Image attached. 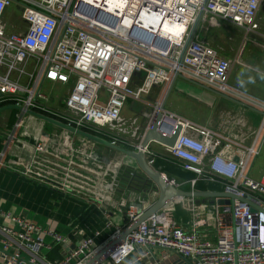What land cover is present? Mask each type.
I'll return each mask as SVG.
<instances>
[{
  "label": "built area",
  "instance_id": "obj_1",
  "mask_svg": "<svg viewBox=\"0 0 264 264\" xmlns=\"http://www.w3.org/2000/svg\"><path fill=\"white\" fill-rule=\"evenodd\" d=\"M263 1L0 0V92L18 105L16 115L20 118L4 133L0 168L22 164L25 171L34 167L44 172L50 134H38L24 163L7 152L10 142L20 140L15 126L23 123L22 116L30 114L29 109L46 110L75 128L89 131L116 120L125 102H140L147 107L145 128L156 118L155 128L164 134L171 135L179 126L174 143L164 146L181 160L183 168L194 173L192 183L197 178L217 181L236 196H224L229 202L217 203L213 238L202 230L205 217H193L190 227L183 228L167 210L157 209L109 253L113 264H134L154 247L174 251L195 264H264V173L259 177L250 174L264 139V97L229 81L234 58L220 54L196 33L200 24L223 19L246 32L255 31ZM11 4L20 12L17 30L7 29L3 20ZM178 75L258 110L260 121L251 139L246 141L168 108L164 101L167 90ZM45 79L69 85L62 99L66 112L53 111L38 102V97H45L40 91ZM155 88L156 94H152ZM63 130L66 140L71 134L87 139ZM68 141L70 150L77 151ZM111 141L116 142V138ZM129 146L152 153L149 144L140 147L137 141ZM221 146L231 147L237 159L223 155ZM81 153L79 163L69 159L62 168L61 182L66 188L78 186L80 190L82 183L87 185L76 174L80 171L74 173L73 169H84V162L91 157L88 150ZM168 179L177 186L175 178ZM136 205L124 208L129 222L139 213ZM0 214L9 217L1 209ZM11 217L12 223L0 224V264H79L123 228L116 226L100 242L95 240L100 234L97 229L51 261L41 256V251L51 248L47 238L64 242L65 234L21 216Z\"/></svg>",
  "mask_w": 264,
  "mask_h": 264
},
{
  "label": "crops",
  "instance_id": "obj_2",
  "mask_svg": "<svg viewBox=\"0 0 264 264\" xmlns=\"http://www.w3.org/2000/svg\"><path fill=\"white\" fill-rule=\"evenodd\" d=\"M6 9H8V7ZM259 58V68L264 70V57L260 55ZM188 80L189 79L183 76H176L172 81L170 89L167 91L164 100L165 103L169 100V95L172 93L171 90L174 88L175 84L177 83L175 92L177 91L178 94H182L183 89L180 85ZM191 82L196 84L194 81ZM68 87L69 85L67 84V88ZM201 87H205L209 89V91L211 90L215 96H213V98H207V96L203 98L204 92L195 95L193 91H187L186 95L199 103L211 107L210 109L214 113L219 111L221 114H227V112H229V110L225 109L224 106L217 102L222 97L228 99L232 98L216 92L209 87L203 85H201ZM175 92H173V94ZM9 99L8 95L6 96L4 93L0 92V102ZM8 104L13 103L6 102L3 105ZM17 111L18 107L16 106L1 109L0 122L6 126L7 121H10L11 118L17 114ZM184 114L192 119L200 121V123L215 128L211 125L210 118L212 115L209 117L207 116L206 119L200 120L198 118H193L189 114ZM28 115H31V113ZM30 120H33L29 121L30 123L35 122L34 124L41 125L38 134L40 133L42 136L50 134L51 139L47 146L49 156L46 159V164L48 166L43 169V173L41 169L37 171L38 168L25 171L20 164L3 166L0 168V209L9 214V217H4L0 214V224L12 223L13 220L11 216L17 215L65 234L66 238L64 242H53L50 238H47V241L51 243V248L49 250H44V252L41 251L42 257L51 261L61 258L66 251L76 246L84 236L93 234L97 229H100V234L95 237L96 242L104 240L116 226L124 227L129 223V218L124 210L125 206L138 202V205H141L142 208H146L157 198L158 190L155 183L148 180L146 176L143 180L144 174L132 156L91 139H89V144L83 140L82 144L78 145L77 151L88 150L91 152L90 159L86 163L84 162V169L73 166L74 173H76V169L79 170L80 172L76 174L81 176L83 181L85 180V182H87V185L82 183L81 185L83 188L80 190L78 186L77 189L73 187H71L72 189L64 187L61 182V177H59L60 173H63L62 168L69 159H72V161L74 160V163L80 162V160L73 157L68 140H71V143L75 140L77 143V140L80 138L75 134H71L68 135L69 138L66 140L63 136V128L49 122L53 125V128L48 130L44 123L46 121L42 120V123H38L39 121L37 118ZM10 129H0V144L3 140L4 133ZM18 134L20 137H17L20 140H13L10 143L9 154L26 162L31 152V149L28 148L26 144H33L36 138L30 131L25 130L23 126ZM238 137L244 139V137ZM116 142L120 143V141ZM151 142L157 145H151ZM149 147L152 153L146 152L144 154L146 160L150 161L151 166L167 177L175 178L178 182V187L194 192V194L190 193L181 198H179L180 196L171 198L162 208L167 210L170 217L183 228L190 227L193 217H205L206 225L202 230L206 236L210 238L215 237L217 232L215 209L217 203H219L217 201L218 197L204 194L203 192L223 190L222 184L217 181L203 178H197L192 183L191 179L195 176L194 173L183 168L181 166V160L169 154L164 144L151 140L149 142ZM219 151L225 156H232L233 158L236 156L231 147L221 146L219 147ZM121 173L129 175V179H134L133 181L135 184L131 182L127 184H118ZM140 179L143 183L139 182ZM214 182L219 183V185L215 186L216 184ZM210 183H213V186ZM126 190H128V194L127 197L124 198ZM107 222H110L109 226H106ZM99 264H113V262L107 256ZM134 264L195 263L174 251L162 247H154L147 255L142 256Z\"/></svg>",
  "mask_w": 264,
  "mask_h": 264
},
{
  "label": "rangeland",
  "instance_id": "obj_3",
  "mask_svg": "<svg viewBox=\"0 0 264 264\" xmlns=\"http://www.w3.org/2000/svg\"><path fill=\"white\" fill-rule=\"evenodd\" d=\"M19 16L20 12L18 8L14 4L9 5L8 9H6L3 14V20L6 23L7 29H19L21 25ZM257 20L258 27L255 31L251 32H246L241 27L236 26L229 20L223 19L209 24L207 22L202 25L200 24L196 30V33L199 38H203L206 42L215 47L220 54L234 58L229 81L258 96H264V70L259 68L260 64L258 63V60H260V55L264 57V1L258 10ZM21 80L25 81V78L22 77ZM176 85L177 83L171 90L172 93L169 95V100H167L165 103L168 108H171L186 117L188 116L184 113L200 120L206 119L207 116L209 117L212 115L210 118L211 125L216 129L225 131L235 136L244 137L245 140L251 139L253 131L260 121L261 115L257 110H254L253 108L251 109L250 107L248 108L234 99L222 97L217 103L224 106L225 109L229 110V112H227V114H221L219 111L214 113L210 109L211 107L199 103L198 101L193 100L190 96L186 95L187 91H193L195 95L199 94L200 92H204L203 98L206 96L207 98H213L215 95H213L214 93L211 92V90L209 91V89L201 87V85L197 83L195 84L188 80L181 83L180 87H182L183 93L178 94L177 91L175 92ZM155 90L156 88L153 89L152 94H156ZM40 91L44 93L45 97H38L39 103L53 111L56 110L58 112H66V108L62 99L66 94L67 84L45 79L41 85ZM173 92L175 93L173 94ZM146 109L147 107L142 103L129 100L128 102L124 103L120 112V116L116 120L111 123L99 126V130L89 129V131L95 134L99 133L100 136H103L106 139H113V137H115L116 141H120L121 145L129 147L130 142H137L141 137L146 118ZM38 111L52 116V113L46 110L39 109ZM26 116L27 114L22 116V120H24ZM16 120L18 122L20 121V118L17 119V115L12 117L10 121H7L6 126L0 122V129H10L12 127L11 125H13ZM192 120L200 122L195 119ZM44 123L48 130L53 128V125L49 122ZM21 127L22 123L15 126V136L20 137L18 133L21 130ZM83 140L88 144L90 143L88 138ZM82 142L83 141L81 139H78L77 143L74 140L73 145L78 149V145H81ZM152 144L157 145L154 142H151V145ZM9 150L10 146L7 147V152ZM72 153L73 157L77 158L78 160L83 158L81 150L72 151ZM47 166L48 165L45 162L44 165H42V168L45 169ZM62 171L63 173H60L59 176L61 178L64 176V170L62 169ZM142 173L144 174V180L146 174L143 171ZM263 173L264 139L262 141L260 151L253 159L250 168V174L252 176H260ZM214 183L216 184H214L215 186L219 185L217 182Z\"/></svg>",
  "mask_w": 264,
  "mask_h": 264
},
{
  "label": "water",
  "instance_id": "obj_4",
  "mask_svg": "<svg viewBox=\"0 0 264 264\" xmlns=\"http://www.w3.org/2000/svg\"><path fill=\"white\" fill-rule=\"evenodd\" d=\"M171 85H172V82L170 83L168 90L170 89ZM12 106L18 107L17 104L13 103V104L0 106V110L5 107H12ZM28 111L40 117L43 121L50 122L61 128H64L69 131L75 132L77 134L83 135L84 137L94 140L96 142L116 148L117 150H120L121 152L129 156H132L135 159L139 168L146 174L147 179L153 181L158 190L157 198L149 206H147L146 208H142L141 210V205H138V211H139L138 215L135 218H133L127 225H125L119 232H117L112 237H110L108 240H106L104 243H102L98 248L95 249V251L92 254H90L85 260H83L79 264H99L104 258H106L109 255V253L116 250L122 244L127 233L131 229H133L140 220L144 219L145 217H147L148 215H150L157 209L161 208L171 198H175L178 196L182 197L190 193L194 194V192H191L189 190H184L172 184L165 174L154 169L151 166V164L146 160L145 154L142 149H139V148L134 149L133 147H125L118 142H112L111 140L106 139L90 131L80 129V128H75L74 126L69 125L65 123L64 121L57 119L53 116L41 113L33 109H29ZM156 120L157 118L150 124V126L146 128L145 126H143L141 137L138 140L140 147H144L148 145L151 140H155V141H158L166 145H172L174 143V140L179 132V126L175 128L174 132L171 135L164 134L156 130L155 128ZM234 159H237V157L235 156ZM203 193L208 194V195L217 196L218 197L217 201L219 203L229 202V198H226L224 196H230V197L236 196L233 192L226 191V190L207 191ZM127 194H128V190L125 191L124 198L127 197ZM134 203L137 204L138 202H134ZM250 209L253 210V207L251 206Z\"/></svg>",
  "mask_w": 264,
  "mask_h": 264
},
{
  "label": "bare ground",
  "instance_id": "obj_5",
  "mask_svg": "<svg viewBox=\"0 0 264 264\" xmlns=\"http://www.w3.org/2000/svg\"><path fill=\"white\" fill-rule=\"evenodd\" d=\"M33 118H37L38 119V123H42V119L34 114L28 115L22 123V126L25 130L30 131V133L36 138L38 132L40 131L41 125L40 124H34V123H30L29 121H33L30 119ZM26 146L30 149H32V145L30 143H27Z\"/></svg>",
  "mask_w": 264,
  "mask_h": 264
},
{
  "label": "trees",
  "instance_id": "obj_6",
  "mask_svg": "<svg viewBox=\"0 0 264 264\" xmlns=\"http://www.w3.org/2000/svg\"><path fill=\"white\" fill-rule=\"evenodd\" d=\"M11 102V103H13V100H11V99H9V100H4V101H1L0 102V106L1 105H3V104H5L6 102ZM97 135H99V133H97ZM100 136V135H99ZM103 137V136H102ZM105 138V137H104ZM129 147H131V146H129ZM133 172V171H132ZM128 174H129V171H128ZM130 175V174H129ZM129 175H127L126 173H121V175H120V179H119V181H118V184H127V183H129V182H131V183H134L135 184V182L133 181L134 179H132V180H130L129 178L130 177H128ZM131 175H133V174H131ZM147 180V179H146ZM139 182L140 183H143V181L140 179L139 180Z\"/></svg>",
  "mask_w": 264,
  "mask_h": 264
}]
</instances>
